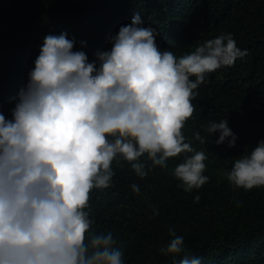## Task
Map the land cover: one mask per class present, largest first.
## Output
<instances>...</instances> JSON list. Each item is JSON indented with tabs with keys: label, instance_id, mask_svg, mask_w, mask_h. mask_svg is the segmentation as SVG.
Wrapping results in <instances>:
<instances>
[{
	"label": "clouds",
	"instance_id": "obj_1",
	"mask_svg": "<svg viewBox=\"0 0 264 264\" xmlns=\"http://www.w3.org/2000/svg\"><path fill=\"white\" fill-rule=\"evenodd\" d=\"M157 35L136 11L93 60L74 49L67 30L44 35L11 118L0 112V264H125L113 232L91 231L86 210L92 189L113 185L115 159L143 178L182 155L171 169L180 187L191 192L210 179L206 152L193 147L183 128L195 110L194 90L247 49L224 32L177 56L158 47ZM201 128L204 134L193 132L201 144L214 132L217 144L236 142L226 117ZM223 175L245 190L264 186V138ZM168 232L162 254L174 264H201L183 235Z\"/></svg>",
	"mask_w": 264,
	"mask_h": 264
},
{
	"label": "trees",
	"instance_id": "obj_2",
	"mask_svg": "<svg viewBox=\"0 0 264 264\" xmlns=\"http://www.w3.org/2000/svg\"><path fill=\"white\" fill-rule=\"evenodd\" d=\"M136 11L145 26L158 29V47L177 56L224 32L247 52L209 73L194 90L195 110L183 131L193 147L206 152L204 174L210 179L191 192L180 187L171 169L182 155L143 178L128 161L115 159L113 185L91 190L90 230H111L125 264H174L171 254L159 251L170 227L201 264H264V186L245 190L223 175L235 157L264 138V0H0V112L11 118L45 34L67 30L76 38L74 49L83 48L93 60ZM225 117L237 134L234 145L215 143V132L204 144L193 138L195 131L204 134L201 125L209 119Z\"/></svg>",
	"mask_w": 264,
	"mask_h": 264
}]
</instances>
